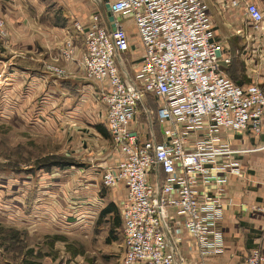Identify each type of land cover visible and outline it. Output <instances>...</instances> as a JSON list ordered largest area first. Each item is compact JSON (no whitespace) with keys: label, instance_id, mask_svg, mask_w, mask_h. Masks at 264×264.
Returning <instances> with one entry per match:
<instances>
[{"label":"built area","instance_id":"1","mask_svg":"<svg viewBox=\"0 0 264 264\" xmlns=\"http://www.w3.org/2000/svg\"><path fill=\"white\" fill-rule=\"evenodd\" d=\"M107 2L112 22L104 7L103 14L94 11L87 23L74 22L73 28L82 34L83 75L94 100L105 107L104 122L118 154L101 169L100 180L105 188L124 190L118 199L119 264H183L176 247L182 232L200 257L220 254L226 179L241 175L225 133L264 129V88L256 82L238 85L222 70L230 56L215 39L205 0ZM244 6L251 27L258 28L259 6L253 1ZM126 15L143 46L131 73L122 70L133 46L120 19ZM74 50L68 35L58 57L73 60ZM45 70L58 76L63 71L54 64ZM145 95L156 101L161 140L152 133L142 139L130 125ZM243 264H264L261 250L252 248Z\"/></svg>","mask_w":264,"mask_h":264},{"label":"crops","instance_id":"2","mask_svg":"<svg viewBox=\"0 0 264 264\" xmlns=\"http://www.w3.org/2000/svg\"><path fill=\"white\" fill-rule=\"evenodd\" d=\"M106 1L0 0V16L6 19L9 31L8 47L0 39V116L12 113L33 115L34 120L45 115L77 120L81 123L30 127L54 133L56 128H64L73 139L85 138L88 134L98 138L95 136L98 133L100 146L105 145V139H109L104 122L105 107L94 100L91 85L83 75L84 43L73 23H87L94 11L103 14ZM235 1L231 4V0H205L215 39L230 56L222 70L238 85L256 82L264 88V0ZM252 1L262 11V20L256 29L251 27L244 6ZM120 19L133 45L129 52L132 57L135 54L140 57L143 46L132 18L126 15ZM68 35H72L75 44L70 61L58 57ZM55 56L56 62L66 69L63 76L45 70L44 63L53 64L51 58ZM130 125L136 127L134 123ZM225 134L233 149L230 159L238 163L241 171L240 176L231 174L226 179L227 205L220 222L225 247L220 254L200 257L192 248L189 236L182 232L176 247L183 264H243L244 256L254 247L264 256V210L258 209L259 205H264V129L256 134L250 131ZM155 137L161 140V129ZM112 154L107 159L102 158L103 155L93 159L84 154L82 163L85 165L60 172L33 167L24 170L25 166L18 173L6 169L0 182V223L21 226L39 220L37 216L43 210L52 216L54 210L62 206L76 207L72 212L79 210L78 218L91 217L89 212L95 204L92 192L101 183L99 169L110 165L118 155ZM112 190L116 191L118 199L124 193L120 187Z\"/></svg>","mask_w":264,"mask_h":264},{"label":"rangeland","instance_id":"3","mask_svg":"<svg viewBox=\"0 0 264 264\" xmlns=\"http://www.w3.org/2000/svg\"><path fill=\"white\" fill-rule=\"evenodd\" d=\"M3 19L5 31L0 33V39L8 47L9 31L6 29V19ZM132 35L134 34L131 33ZM138 55L132 57L131 52L125 54L126 66L122 70L131 73L136 62L141 59ZM129 57L131 60H127ZM56 59L57 56L51 58V61L63 70L61 73L64 75L66 69ZM48 62L44 64L47 65ZM145 103L151 108L150 114L145 112ZM137 105L134 125L139 130V137H148L151 132L158 136L163 122L157 120L155 99L145 95ZM11 114L0 116V182L6 169H13L18 173L25 166L24 170L33 167L40 171L52 169L60 172L62 169H76L85 165L82 163L84 154L93 159L103 155L102 158L107 159L115 152L110 138H106L105 145L100 146L98 133L95 136L99 139L90 134L86 136L88 138L73 139L64 128L58 127L54 133L30 127L81 123L80 121L46 115L34 120L33 115ZM54 162L65 165L56 166ZM99 171L101 173V168ZM97 187L92 192V202L95 204L94 209L89 212L91 217L78 218L79 210L74 214L72 212L76 207L62 206L60 209L56 208L52 216L43 210L37 216L40 217L39 220H31L21 226L0 223V264H119L123 250L120 227L113 228L116 218L108 214L99 218L101 208L110 201L117 206L119 212L117 193L101 186V183Z\"/></svg>","mask_w":264,"mask_h":264},{"label":"trees","instance_id":"4","mask_svg":"<svg viewBox=\"0 0 264 264\" xmlns=\"http://www.w3.org/2000/svg\"><path fill=\"white\" fill-rule=\"evenodd\" d=\"M96 127L99 130V124ZM102 132H103V134L105 133L104 130H102ZM54 163H56L55 164L56 166H60V167L65 165V164H60V163H57V162H54ZM106 214H108L111 217L116 218V221H115V223L113 225V228L116 229V227H120V230H121V226H122L121 217H119V212H118L117 206L112 201H110L103 208H101V211H100V214H99V218L103 217Z\"/></svg>","mask_w":264,"mask_h":264},{"label":"water","instance_id":"5","mask_svg":"<svg viewBox=\"0 0 264 264\" xmlns=\"http://www.w3.org/2000/svg\"><path fill=\"white\" fill-rule=\"evenodd\" d=\"M104 7H105V11H106L107 18H108L109 22H112L113 21V15H112L111 11L109 10V5H108L107 1L105 2Z\"/></svg>","mask_w":264,"mask_h":264}]
</instances>
